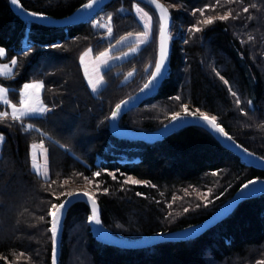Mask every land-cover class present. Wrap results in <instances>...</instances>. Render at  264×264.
Returning a JSON list of instances; mask_svg holds the SVG:
<instances>
[{
  "label": "trees",
  "instance_id": "trees-1",
  "mask_svg": "<svg viewBox=\"0 0 264 264\" xmlns=\"http://www.w3.org/2000/svg\"><path fill=\"white\" fill-rule=\"evenodd\" d=\"M159 1L183 10L169 8L173 22L186 30L188 43L172 41L168 77L153 97L120 118L118 129L157 131L169 123L173 112L182 111L183 104L215 115L236 144L264 161V0ZM87 2L19 0L26 12L51 19L69 17ZM134 3L154 15L151 8L135 1L114 0L86 24L49 28L21 21L8 0H0L4 61H11L12 56L18 61L14 73L0 82L8 89L10 102L19 105L23 84L41 81V101L52 109L31 120L13 121L7 116L0 121V135L5 138L0 147V264H51L47 210L63 201L66 195L61 193L87 182L85 177L92 180L101 225L112 236L129 241L192 228L249 180H264V172L246 166L201 127H185L153 144L110 134L106 117L116 104L141 88L148 75L146 65L155 62L154 38L137 55L103 72L104 86L95 94L86 85L79 57L86 50L99 54L109 46L92 26L103 13L113 15L111 44L128 33L142 31L134 15L117 14L119 7L131 10ZM194 9H204L203 16ZM225 12L236 18L207 26L198 23L200 18ZM192 25L202 31L189 33ZM53 43L60 47H50ZM29 46L31 51L24 56L23 50ZM129 72L133 76L125 81ZM229 89L237 95L232 96ZM177 96L181 99H174ZM28 124L33 130H26ZM40 143L46 152L47 180L32 170L31 146ZM96 171L101 173L99 177H93ZM129 176L147 184H125ZM193 192L207 193L204 205L192 197ZM184 208L189 211L185 213ZM89 215L81 202L67 211L58 264H70L73 253L84 255L86 264L264 262V194L240 202L227 218L198 238L139 250L96 241Z\"/></svg>",
  "mask_w": 264,
  "mask_h": 264
},
{
  "label": "snow or ice",
  "instance_id": "snow-or-ice-1",
  "mask_svg": "<svg viewBox=\"0 0 264 264\" xmlns=\"http://www.w3.org/2000/svg\"><path fill=\"white\" fill-rule=\"evenodd\" d=\"M11 4L17 7L21 8V11H24L23 8L19 4V0H10ZM152 4L155 5V8L159 12V29H158V55L155 59L154 64V70H151V75L147 78V82L143 84V86L140 88V92L144 93L146 91H151L153 86L156 84V82L159 80V78L162 76L163 68L165 67L166 60L169 55V40L171 38L170 32H169V11L167 8L162 6L160 3H157L156 0H150ZM101 0H88V2L84 5H82L83 12L81 15L77 16L75 19H73L72 22L77 21H87L96 11H102V7H100ZM133 9L135 10L136 14L139 16L140 20L143 22V31L135 33V39L134 42H132L129 46L128 52H122L121 56L112 57L110 55L111 49L114 47L109 44V48L105 49L103 52H101L92 63V72H89L88 65L84 64L85 57L88 56V52H85L80 57V62L82 65H84V76L87 79L88 87L92 90L93 93H96L98 91L99 86L102 84V78L99 73V69L102 65L107 64L109 60L111 59H122L130 54H134L138 51V49L145 45L150 38V35L152 34L153 30V23H152V17L149 15L147 11H145L143 8H141L138 4L132 5ZM251 7H255V5H252ZM199 11L201 16L204 14V9L193 10ZM243 11L247 13L249 11L248 7L243 8ZM26 15L33 18V19H46V17L42 13H38L35 11H29L26 12ZM238 15V14H237ZM230 16L232 14L230 12H225L223 15H217L215 17L208 16L205 19L199 20L198 23L201 25H212L214 21H227L229 20ZM233 19H235V16H232ZM112 17H108V23L103 24L99 23L98 21H93V27H100L105 28L107 31L108 37L112 36L113 29H112ZM202 29L200 27H197L195 25H192L188 28L189 33H199ZM133 36V33H128L125 36H121L117 41V45L125 44L129 41V38ZM251 39V37H249ZM184 43H188V40H184ZM52 48H59L60 45L53 43L50 45ZM31 51V47L23 50V55L28 56L29 52ZM6 55V50L3 47H0V57H4ZM17 56H12V59L10 61L11 66H15L17 64ZM9 64H0V76H7L12 73L13 68L10 67ZM133 75L132 72L128 73V77H131ZM219 76V73H217ZM226 85L228 84V81L224 79L223 76L219 77ZM44 87L43 83L39 80L33 81L31 83H24L22 88L19 90V106L15 103H11L8 98V89L6 87L0 86V101H2L3 105H6L8 108L11 109V117L13 121H22L25 118L31 117L33 115H40L44 116L50 111H52L51 108L47 107L42 101H41V89ZM232 96H236L237 94L231 89H229ZM174 99L180 100L181 98L179 96L175 97ZM131 97L128 101L122 100L120 103L116 104L115 107L111 110V115L109 117H106L108 120H116L117 117L122 112V106L126 105L130 102ZM236 105H240L241 101L240 99H236L235 101ZM249 105H251L252 101H248ZM182 111L173 112L169 117V123L178 122V121H187L189 118L195 119L197 121L203 122L206 124L211 130L218 133L221 137L226 138L229 142L232 143L233 146L239 148L240 145L236 144V142L233 140L232 136H230L227 132H225V129L221 127L220 123L217 122V117L215 115H208L205 112L201 111L200 109H196L195 111H190L187 105H181ZM243 114V112H242ZM9 115L7 111H0V121L4 120ZM167 129V125L165 126ZM26 130H33V125L28 124ZM35 131H40L39 129H35ZM4 136L0 135V142L4 141ZM32 149L34 150L37 145L33 144ZM61 147H64V145H61ZM247 155L251 156L252 154L247 151V149H244ZM249 164H255L256 160L253 158L252 160L248 161ZM33 169L37 168V165L35 162L32 164ZM100 172L96 171L93 172V177H99ZM109 176L112 177L113 180L116 179V176L113 172L107 173ZM44 178L47 180V172L44 173ZM89 185L92 184V180L88 179V177L84 178ZM52 183H55L53 181ZM125 184H132V185H140V184H147L146 181H141L139 179H133L131 176L127 177V179L124 180ZM257 183V181L249 180L246 184L242 185L243 189H247L249 185H254ZM262 190H264V181H260ZM98 187V185H97ZM154 187V186H153ZM105 192H107V189H104ZM246 191L242 193V195H248ZM61 196H67L69 198H74L77 196V193H74L72 191H68L66 193H61ZM82 195L84 197H87L88 203L91 205V215L88 216V220L90 222H94L95 224L99 225L101 223L100 216L97 212V203L96 200L93 198L94 193L90 192L88 190L83 191ZM137 196H140L141 193L137 192ZM57 200L60 199V197H56ZM175 199V198H174ZM67 202H70L67 201ZM171 207V205H168ZM66 207V202H60V203H53L51 204L50 208L47 210V215L51 217L50 220V227L48 228V232L51 234V245H52V261L51 264H57V258H56V251H57V238H58V232H59V226L61 223V218L63 215V209ZM199 207V205H197ZM183 211L186 213L189 211L188 208H184ZM178 215V213H177ZM40 220H44V216L39 217ZM257 264H264L262 261H257Z\"/></svg>",
  "mask_w": 264,
  "mask_h": 264
},
{
  "label": "water",
  "instance_id": "water-1",
  "mask_svg": "<svg viewBox=\"0 0 264 264\" xmlns=\"http://www.w3.org/2000/svg\"><path fill=\"white\" fill-rule=\"evenodd\" d=\"M112 1L114 0H101L100 7H102L103 9L108 4H110ZM132 1H135L137 3H140L142 5H145L151 8L154 12H156L159 15L158 10L155 8V5L150 2V0H132ZM8 2H9L10 8L13 11V13L21 21L27 24H36V25H40L43 27H49V28H70V27L77 26L80 24H86L90 22L100 12L99 10L96 11L87 21L72 22L73 19H75L77 16L82 14L83 10L81 9L76 11L71 16L62 18V19H51L47 17L46 19H33L26 15V11L24 9H23L24 11H21V8L12 5L10 0H8ZM156 2L160 3L162 6L167 8L166 5L162 3L161 1L156 0ZM169 17H170V12H169ZM170 25H171V17L169 19V28H170ZM171 47H172V44L169 40V55L166 60L165 67L162 70L163 72L162 76L153 86L151 91H146L144 93H141L139 90L137 93L130 96L131 97L130 102L122 106V112L117 117V119L108 121L110 134L114 136L115 138H118L121 140L153 144V143H158V142L163 141L168 136L178 132L179 130L185 127L197 126V127H201L209 131L214 136V138L219 142L221 146H223L226 150H228L232 154L236 155L246 166L264 172V161L255 158L256 163L249 164L248 161L252 160L253 158L251 159L248 156H246L247 155L246 152L241 147L237 148L233 146L231 142H229L226 138L221 137L218 133L211 130L206 124H204L203 122L197 121L195 119H192V118H189L187 121H178V122L169 123L167 124V129L163 127L162 129L158 131H154V132L127 133V132H122L118 130L117 124L120 118L124 116L125 114H127L128 112H130L131 110L138 108L143 102L153 97L158 92L163 81L168 77ZM157 55H158V37H157ZM129 98H127L125 101H128ZM31 118L28 117L27 119H31ZM254 181H257V183H255L254 185H249V187L246 190L240 187L237 190V192L223 206H221L215 213H213L207 220L187 230L129 241V240L114 237L107 230H106L107 231L106 235L100 236L96 231L95 223L89 221L91 234L93 238L99 243H102L110 247L123 249V250H139V249L150 248V247L157 246V245L164 244V243L183 242V241L193 240L195 238H198L200 235H202L206 231H208L210 228L216 226L218 223L223 221L225 218H227L240 202L246 199L252 198V197L263 195L264 190H262L260 181H264V180L255 179ZM245 191L249 194L242 195V193ZM75 193H77L78 195L75 196L74 198L66 197L62 201V202H66V207L63 209V215L61 218V223L59 226V232H58V238H57V251H56L57 264L59 262L60 236H61L63 221L67 214V211L74 204L81 202L87 205L90 215L92 214L91 205L88 203L87 197H84L82 195L83 192H75ZM69 200L70 202H67ZM97 212H98V206H97ZM50 220H51V217H50ZM51 261H52V254H51Z\"/></svg>",
  "mask_w": 264,
  "mask_h": 264
},
{
  "label": "rangeland",
  "instance_id": "rangeland-1",
  "mask_svg": "<svg viewBox=\"0 0 264 264\" xmlns=\"http://www.w3.org/2000/svg\"><path fill=\"white\" fill-rule=\"evenodd\" d=\"M169 8H171L172 10H177V11H183L181 8H179L178 6H174V5H171ZM169 8L167 7V9H168V11H169ZM117 14H119V15H127V14H132V15H134V17L137 19V21H138V23L140 24V26H141V28H142V31H143V22L140 20V18H139V16L136 14V12H135V10L133 9V7L131 8V10H128L127 8H125V7H119L118 9H117ZM189 14H192V12H189ZM150 15V14H149ZM201 15V14H200ZM109 16H111L112 17V21H113V15H110L109 13H103L102 15H100V16H97L96 18H95V20L94 21H98L99 23H103V24H107L108 23V17ZM151 16V15H150ZM215 16H217V15H214V17ZM152 17V23H153V30H152V34L150 35V38H149V41L150 40H152L153 38H154V41H155V59H156V57H157V37H158V29H159V15L156 13V12H154V15H152L151 16ZM170 17H171V15H170ZM207 18V17H206ZM202 19H205V17L204 18H200V20H202ZM112 21H111V23H112ZM92 26H93V23H92ZM94 28V27H93ZM112 29H113V24H112ZM94 30H96V31H99V32H101L102 34H103V36H102V39L107 43V44H109V43H111L112 42V40H113V37L111 36V37H108V35H107V31H106V29L105 28H100V27H95L94 28ZM169 32H170V35H171V38H170V42L172 43V41L173 40H178V42H179V44L180 45H182V43H183V41H184V38H185V32H186V30L184 29V27L180 24V23H174L173 22V20H172V17H171V25H170V28H169ZM134 39H135V34H133V36L132 37H130L129 38V41L128 42H126L125 44H122V45H117L116 44V42L115 43H113V44H111V45H113L114 47L111 49V52H110V55L112 56V57H117V56H121V53L122 52H128V50H129V46H130V44L132 43V42H134ZM148 41V42H149ZM147 42V43H148ZM146 43V44H147ZM145 44V45H146ZM145 45H142L139 49H138V51L136 52V53H134V54H130L129 56H127V57H125V58H122V59H119V60H116V59H111V60H109L108 61V63L107 64H104V65H102L101 66V68L99 69V73H100V76H101V78H102V84L99 86V88H98V91L99 90H101V88L104 86V83H105V80H104V78H103V75H102V73L103 72H105L107 69H109L110 67H112V66H115V65H118V64H120V63H122V62H124V61H127L128 59H130V58H132V57H134L135 55H137V53L139 52V50L143 47V46H145ZM109 48V46L106 48V49H108ZM122 49V50H121ZM119 50H121V51H119ZM119 51V52H118ZM85 52H88V56H86L85 57V60H84V64H86V65H88V68H89V72L91 73L92 72V63L94 62V60H95V58L101 53H99V54H93L90 50H86V51H84L83 53H85ZM103 52V51H102ZM115 52H118V53H115ZM82 53V54H83ZM81 54V55H82ZM81 55H80V57H81ZM80 57H79V66H80V69H81V72H82V75H83V78H84V80H85V82H86V85H87V87H88V84H87V79L85 78V76H84V65H82L81 64V62H80ZM4 58H5V56L4 57H0V64H9L10 65V61H4ZM154 64H155V62H153V64L151 65V64H148V65H146V67H145V72H148V73H146V75H147V78L151 75V70H154ZM10 67H12L13 68V71H12V73L11 74H13L14 73V71H15V66H11L10 65ZM133 73V72H132ZM10 75V74H9ZM9 75H7V76H0V80H3V78H7V77H9ZM145 75V76H146ZM133 76V75H132ZM131 76V77H132ZM131 77H128V74L126 75V77H125V81L126 80H128V79H131ZM146 79V78H145ZM147 82V79L145 80V82L144 83H146ZM0 86H3V87H6L4 84H2L1 82H0ZM143 86V85H142ZM141 86V87H142ZM88 89L90 90V92H92V90L88 87ZM140 90V89H139ZM138 90V91H139ZM42 91H43V88L41 89V94H42ZM97 91V92H98ZM138 91H136L135 93H137ZM93 93V92H92ZM134 93V94H135ZM134 94H132V95H134ZM131 95V96H132ZM130 97V96H129ZM128 97V98H129ZM127 99V98H126ZM125 99V100H126ZM17 106H19V105H17ZM190 110V109H189ZM0 111H7L8 113H9V115H8V117H10V118H12L11 117V109L10 108H8L6 105H3V103H2V101H0ZM190 111H193V110H190ZM36 116H39V115H34V116H32V118H34V117H36ZM31 118V117H30ZM31 118V119H32ZM27 119V118H26ZM31 119H27V120H31ZM109 121V120H108ZM169 124V123H168ZM166 126V125H165ZM164 126V127H165ZM118 128V127H117ZM162 129V128H161ZM119 130V129H118ZM160 130V129H159ZM120 131V130H119ZM158 131V130H157ZM123 132V131H122ZM127 133H130V132H127ZM1 144H2V142H0V147H1ZM253 158H257V157H255L254 155H251ZM31 158H32V164H33V162H35L36 163V165H37V168L36 169H33V167H32V170L33 171H35L41 178H43V179H45L44 178V173L45 172H47V176H48V170H47V159H46V152H45V150L43 149V147H42V144L40 143V144H38L37 145V147L33 150L32 149V147H31ZM257 159H259V158H257ZM259 160H261V159H259ZM133 179H135V178H133ZM85 190H88V191H90V192H93L94 193V191H93V189H92V187H91V185H89L87 182H84L82 185H79V186H77V187H74L72 190H70V191H72V192H83V191H85ZM68 192V191H67ZM207 193H203V192H193V196L192 197H196L197 198V200H198V202H199V204H201V205H204L205 204V202L207 201L206 200V198H207ZM67 197V196H66ZM65 197V198H66ZM64 198V199H65ZM94 198V197H93ZM63 199V200H64ZM226 203V202H225ZM224 203V204H225ZM223 204V205H224ZM223 205H221V206H223ZM220 206V207H221ZM219 207V208H220ZM218 208V209H219ZM217 209V210H218ZM216 210V211H217ZM215 211V212H216ZM214 212V213H215ZM105 229V228H104ZM190 229V228H189ZM106 230V229H105ZM187 230V229H186ZM87 263V261H85V256L84 255H81V254H76V253H73V255H72V257H71V260H70V264H86Z\"/></svg>",
  "mask_w": 264,
  "mask_h": 264
},
{
  "label": "bare ground",
  "instance_id": "bare-ground-1",
  "mask_svg": "<svg viewBox=\"0 0 264 264\" xmlns=\"http://www.w3.org/2000/svg\"><path fill=\"white\" fill-rule=\"evenodd\" d=\"M81 10H83L82 8H81ZM246 156H248L249 158H253L252 156H249V155H246ZM95 227H96V231H97V233L100 235V236H104V235H106L107 234V231L101 226V224H99V225H97V224H95Z\"/></svg>",
  "mask_w": 264,
  "mask_h": 264
},
{
  "label": "crops",
  "instance_id": "crops-1",
  "mask_svg": "<svg viewBox=\"0 0 264 264\" xmlns=\"http://www.w3.org/2000/svg\"><path fill=\"white\" fill-rule=\"evenodd\" d=\"M12 74H10L9 76H11ZM92 93V92H91ZM92 94H95V93H92ZM26 119V118H25Z\"/></svg>",
  "mask_w": 264,
  "mask_h": 264
}]
</instances>
